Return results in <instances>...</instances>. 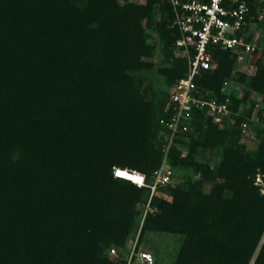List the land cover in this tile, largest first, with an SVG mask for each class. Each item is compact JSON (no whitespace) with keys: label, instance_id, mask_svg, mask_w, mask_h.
I'll return each instance as SVG.
<instances>
[{"label":"trees","instance_id":"1","mask_svg":"<svg viewBox=\"0 0 264 264\" xmlns=\"http://www.w3.org/2000/svg\"><path fill=\"white\" fill-rule=\"evenodd\" d=\"M243 1L261 28L247 87L262 95L264 15L259 0ZM171 18L166 0H0V264H125L108 252L127 248L149 188L114 177L113 167L151 182L160 165L167 92L153 104L142 75L154 69L171 86L185 74ZM212 55L215 68L195 82L229 98L233 124L219 128L205 109L193 111L195 130L168 155L191 174L158 187L168 197L152 195L158 211L140 232L182 234L174 264H264V99L222 92L235 55ZM242 123L258 138L252 149Z\"/></svg>","mask_w":264,"mask_h":264},{"label":"built area","instance_id":"2","mask_svg":"<svg viewBox=\"0 0 264 264\" xmlns=\"http://www.w3.org/2000/svg\"><path fill=\"white\" fill-rule=\"evenodd\" d=\"M129 1L143 3L145 0ZM166 1L172 12L170 26L178 32L174 42L175 53L186 59L187 70L168 89L165 111L169 115L159 120L164 128L161 134L164 161L179 136L187 132L194 110L205 109L206 115L219 127L233 124L229 98L218 101L210 92H202L195 78L202 71L215 68L214 47L229 50L234 55L250 54L256 48L259 37L248 18L249 7L243 0ZM241 128L245 132L247 124L242 123ZM113 176L138 187H148V205L157 188L171 181L169 171L164 170L163 166L153 171L151 182H147L144 173L117 166L113 167ZM108 254L112 259L122 255L125 264L154 263L153 255L136 247V241L130 245L127 253L113 246Z\"/></svg>","mask_w":264,"mask_h":264},{"label":"rangeland","instance_id":"3","mask_svg":"<svg viewBox=\"0 0 264 264\" xmlns=\"http://www.w3.org/2000/svg\"><path fill=\"white\" fill-rule=\"evenodd\" d=\"M256 8H257V11L261 13L260 14L261 15L260 18H261L262 15H264V0H259V2H257L256 4ZM253 27H254V31L256 33H259L258 35H260L261 28L259 24L256 23V25H253ZM250 54L233 56L234 57L233 65L231 68L230 75L225 77V83H223L221 87V91L224 93L226 92L228 93L230 91H236L238 97H241L244 93L248 91L249 92L248 96L250 97V99H255L256 102L260 103L262 99H264L263 97L264 93L262 95H257L253 91H249V88L247 87L249 78L256 71V66L251 62L252 60H251ZM175 56L181 57L178 54H175ZM150 59L156 60L154 57ZM263 62H264V58H263ZM241 74L245 75V79L243 81L241 80ZM142 76L144 77L143 82L145 83L143 85L144 87L148 88V96H149V97L147 96L148 99H150L153 102V104L159 102L160 99L164 97L165 93L170 88V85L166 83L165 77L159 75L157 71L154 69L151 71L145 72V74H143ZM244 107H247V104L240 106L238 113L241 112ZM258 109H259V105L257 104L254 107L252 116L250 117V121H255L257 119L256 111H258ZM232 120H233V117H232ZM227 126H232V124H225L222 127H219V126L218 127L225 128ZM206 127L207 126L205 125L203 129H206ZM194 130H195L194 127L192 128L189 127L187 132L194 131ZM253 132L254 131L252 130V128L249 130L246 129V131L243 132V134L240 136V140L247 145L248 149L254 148L258 142V138L256 137L255 132L254 133ZM183 140L186 141L188 140V138L185 137ZM155 143H156L155 148L159 149L162 152L164 141L162 137H158V132L155 133ZM179 144L178 142H175L172 145V147L174 145L179 146ZM181 149H182L181 155H185L187 150L185 148H181ZM208 154H210V156L213 155L211 153H208ZM208 154L205 153V156H203L204 158H200V159L201 160L208 159L207 158ZM163 159H164V156L162 152V158H161L160 165L158 166V168L163 166L164 170L169 171L170 176H171V181L169 184L177 183L181 181L182 180L181 178H183L184 176L191 174L190 170H184L181 168L173 167L169 162L168 156L165 161ZM136 171L141 172L139 170H136ZM151 180H152V176H151ZM211 186H212L211 182H206L204 185V190L206 192L209 191ZM154 194H157L163 197H168L167 194L161 191V189L159 188L154 192ZM151 199H150L149 205H148V200H149L148 198L145 203H141L138 206L139 214L137 215V219H136L137 224L135 225V228L133 230L134 234L131 236L130 240L128 241L127 248L126 249L120 248V249L122 251L124 250V252L127 253L130 245H132L136 241V247L143 249V250H147L153 255L154 257L153 264H174L177 253L184 239V236L182 234H177V233H172V232H163V231H157V230H146L142 234L140 232L144 217L149 213L154 214L156 211H158V208L155 205L154 206L152 205Z\"/></svg>","mask_w":264,"mask_h":264}]
</instances>
